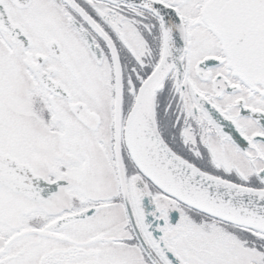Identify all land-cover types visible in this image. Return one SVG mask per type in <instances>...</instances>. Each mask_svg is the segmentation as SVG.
<instances>
[{
	"label": "snow or ice",
	"instance_id": "6c2138e0",
	"mask_svg": "<svg viewBox=\"0 0 264 264\" xmlns=\"http://www.w3.org/2000/svg\"><path fill=\"white\" fill-rule=\"evenodd\" d=\"M0 264H264V0H0Z\"/></svg>",
	"mask_w": 264,
	"mask_h": 264
}]
</instances>
